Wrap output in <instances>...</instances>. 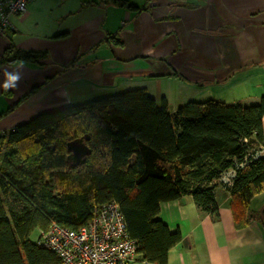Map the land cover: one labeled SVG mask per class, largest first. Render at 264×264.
Returning a JSON list of instances; mask_svg holds the SVG:
<instances>
[{
	"label": "crops",
	"instance_id": "obj_1",
	"mask_svg": "<svg viewBox=\"0 0 264 264\" xmlns=\"http://www.w3.org/2000/svg\"><path fill=\"white\" fill-rule=\"evenodd\" d=\"M34 0L10 17L9 46L45 52V65L0 62V130L98 98L143 89L170 115L191 101L249 106L264 96V0ZM81 39L73 53L68 41ZM119 42L120 44H116ZM18 74L16 87H3ZM264 137V118H263ZM252 151L264 156V142ZM214 182L218 216L190 196L161 203L157 218L180 242L166 264H264V191L252 198L244 226ZM37 233L33 234V240ZM130 264H150L134 257Z\"/></svg>",
	"mask_w": 264,
	"mask_h": 264
},
{
	"label": "trees",
	"instance_id": "obj_2",
	"mask_svg": "<svg viewBox=\"0 0 264 264\" xmlns=\"http://www.w3.org/2000/svg\"><path fill=\"white\" fill-rule=\"evenodd\" d=\"M116 5L125 2L114 0ZM120 44L119 42H115ZM45 52L12 46L0 62L45 65ZM264 96L241 106L191 101L173 115L143 89L42 113L0 136V264H59L33 234L55 224L86 226L94 207L114 201L135 256L166 264L180 242L158 218L161 203L190 196L218 216L214 182L233 171L229 209L244 226L249 204L264 191V156L252 151L263 137ZM91 150L83 164L67 163L68 142L82 137ZM228 179V180H229Z\"/></svg>",
	"mask_w": 264,
	"mask_h": 264
},
{
	"label": "built area",
	"instance_id": "obj_3",
	"mask_svg": "<svg viewBox=\"0 0 264 264\" xmlns=\"http://www.w3.org/2000/svg\"><path fill=\"white\" fill-rule=\"evenodd\" d=\"M32 1L0 0L1 37L11 28L10 17L25 13ZM5 133L0 130V136ZM226 182L230 185V179ZM36 244L53 252L59 264H130L136 251L114 201L94 207L91 221L77 230L53 224L46 231H39Z\"/></svg>",
	"mask_w": 264,
	"mask_h": 264
},
{
	"label": "water",
	"instance_id": "obj_4",
	"mask_svg": "<svg viewBox=\"0 0 264 264\" xmlns=\"http://www.w3.org/2000/svg\"><path fill=\"white\" fill-rule=\"evenodd\" d=\"M87 140L88 137L85 136L68 142L67 149L69 151V155L66 160L72 167L83 164L85 162V158L90 155L91 150L85 144ZM262 214L264 215V210L262 211Z\"/></svg>",
	"mask_w": 264,
	"mask_h": 264
},
{
	"label": "rangeland",
	"instance_id": "obj_5",
	"mask_svg": "<svg viewBox=\"0 0 264 264\" xmlns=\"http://www.w3.org/2000/svg\"><path fill=\"white\" fill-rule=\"evenodd\" d=\"M81 39L78 37V35L73 36L69 41L68 44L70 45V47L72 48V52L73 53H78L79 51H83L82 47H84V45L80 44Z\"/></svg>",
	"mask_w": 264,
	"mask_h": 264
},
{
	"label": "clouds",
	"instance_id": "obj_6",
	"mask_svg": "<svg viewBox=\"0 0 264 264\" xmlns=\"http://www.w3.org/2000/svg\"><path fill=\"white\" fill-rule=\"evenodd\" d=\"M19 79V75L18 74H9L7 80L4 82L3 87L5 89L9 88V87H16V81Z\"/></svg>",
	"mask_w": 264,
	"mask_h": 264
}]
</instances>
